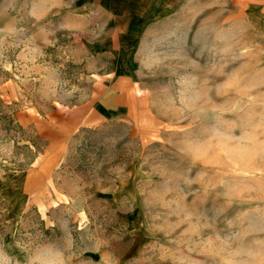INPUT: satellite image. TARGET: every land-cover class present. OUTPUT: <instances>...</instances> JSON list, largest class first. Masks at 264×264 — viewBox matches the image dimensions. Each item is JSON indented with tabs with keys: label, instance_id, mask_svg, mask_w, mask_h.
Masks as SVG:
<instances>
[{
	"label": "rangeland",
	"instance_id": "obj_1",
	"mask_svg": "<svg viewBox=\"0 0 264 264\" xmlns=\"http://www.w3.org/2000/svg\"><path fill=\"white\" fill-rule=\"evenodd\" d=\"M122 5L125 21L133 18V25L121 28L127 45L121 60L91 53L111 34L101 25L107 18L103 12L93 10L84 19L73 0H20L12 14L42 50L39 65L57 68L67 86L58 99L46 98L38 91V73L25 78L30 69L18 62L19 48L0 63V247L15 264H26L29 249L43 242L61 247L67 242L75 253L72 264H91L99 261L97 241L120 264H157L131 259L138 251L151 257L166 242L156 228L161 223L156 215L163 210L151 206L147 196L162 176L184 163L173 148L180 118L155 102L156 90L170 77L166 71H146V61L165 38L166 55L174 62L204 65L214 58L192 24L193 9L213 5L204 8L196 24L211 17L210 27L236 35L231 68L249 73L264 68V10L258 1L130 0ZM30 8L48 11L43 19H33ZM67 23L81 27L69 30ZM116 62L126 74H114ZM103 78L119 88L120 105L111 99L101 107V118L80 124L83 107Z\"/></svg>",
	"mask_w": 264,
	"mask_h": 264
},
{
	"label": "clouds",
	"instance_id": "obj_2",
	"mask_svg": "<svg viewBox=\"0 0 264 264\" xmlns=\"http://www.w3.org/2000/svg\"><path fill=\"white\" fill-rule=\"evenodd\" d=\"M19 3L0 0V20H4L0 63L19 48L18 62L30 69L25 78L38 73V91L58 99L61 88L67 90L66 83L57 68L39 65L42 50L12 16ZM204 8L193 9L192 24L213 59L204 65L174 62L166 55L165 38L146 61V71H166L170 77L156 90L155 102L180 118L173 148L184 167L162 176V183L147 196L151 206L163 210L156 215L161 220L156 228L166 242L151 257L138 251L131 259H154L157 264H264V174L257 173L264 169V68L254 73L231 68L229 54L237 37L231 29L210 27L211 17L197 25ZM47 11L30 8L29 15L43 19ZM95 251L99 261L91 264H120L103 242H96ZM74 256L67 242L63 247L43 242L29 249L26 264H72ZM0 264H15L2 247Z\"/></svg>",
	"mask_w": 264,
	"mask_h": 264
},
{
	"label": "crops",
	"instance_id": "obj_3",
	"mask_svg": "<svg viewBox=\"0 0 264 264\" xmlns=\"http://www.w3.org/2000/svg\"><path fill=\"white\" fill-rule=\"evenodd\" d=\"M75 2V11L80 15L85 17L89 16L93 13V10H97L103 12L106 15V19L103 20L102 26L111 28V34L108 36L103 37L104 40H99L98 43L100 44L97 47V50H91L93 56H98L101 53L105 55H111L114 59L124 58L121 55V51H125L127 49L126 41H125V31L121 30L126 26H132V19L130 18L125 21V7L122 4H126L130 2V0H73ZM253 1V0H252ZM260 3V9L264 10V0H255ZM107 37V38H106ZM102 38V39H103ZM121 63L116 62L114 74L121 75L126 74L127 71L121 70ZM107 79L103 78V82H101L100 90L93 94L92 99L89 103L84 105L85 109V116L83 121L80 120V124H92L97 119L101 118L103 115L102 106H108L109 101L112 99L115 102V105H120L121 96L117 94L116 91L119 88L112 84L110 86L109 83L106 82ZM99 87V86H98ZM98 107H95L98 105ZM107 104V105H106Z\"/></svg>",
	"mask_w": 264,
	"mask_h": 264
}]
</instances>
